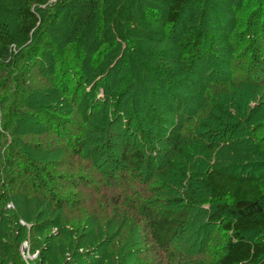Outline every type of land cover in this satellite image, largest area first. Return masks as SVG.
Wrapping results in <instances>:
<instances>
[{
  "label": "rangeland",
  "instance_id": "1",
  "mask_svg": "<svg viewBox=\"0 0 264 264\" xmlns=\"http://www.w3.org/2000/svg\"><path fill=\"white\" fill-rule=\"evenodd\" d=\"M58 1L42 7L46 21L37 41L22 52L14 50L15 63L0 57V194L6 197L0 204V264H215L228 238L221 226H209L207 214L196 210L187 232L167 251L158 248L149 242L138 209L147 203L152 210L175 194L164 195L154 181L145 193L134 183L122 186L129 167L115 164L124 148L140 149L136 135L144 130L150 150L161 158L170 134L193 129L212 87L248 82L259 94L249 65L253 55L264 54V0H188L177 26L166 21V8L157 0H141L134 28L125 26L124 42L108 46L101 34L89 41L56 42L47 14ZM187 31L204 34L197 54L178 47ZM133 54L147 58L148 71H132ZM112 55L117 60L93 83L96 97L81 107L88 89L79 85V76L89 77L96 61ZM260 101L258 96L256 104ZM263 127L257 130L262 139ZM251 131L230 137L231 147L240 144L249 154ZM78 142L80 154L72 150ZM226 149H215L209 165L228 164ZM153 151L145 155L154 156ZM28 161L65 177H56L55 188L65 208L54 211L41 200L42 192L20 187L19 167ZM14 176H19L17 186L9 187Z\"/></svg>",
  "mask_w": 264,
  "mask_h": 264
},
{
  "label": "trees",
  "instance_id": "2",
  "mask_svg": "<svg viewBox=\"0 0 264 264\" xmlns=\"http://www.w3.org/2000/svg\"><path fill=\"white\" fill-rule=\"evenodd\" d=\"M49 1L0 0V57L10 58L15 63L17 56L13 53L14 50L22 52L29 48L46 21L42 7ZM157 1L166 8V21L174 26L179 25L181 13L189 4L188 0ZM141 4V0H59L54 5V13L47 16L50 26L56 27V42L65 45L73 39L89 41L101 34L105 37L103 43L106 46L116 43L119 45L124 42L125 26L134 28ZM152 24L156 25L157 21ZM203 38L204 34L200 31H187L180 38L178 47L185 54H197L203 48ZM262 48L264 50V44ZM134 56L136 59L130 65L132 71H148L151 63L147 58L143 54ZM116 57L117 55L106 56L105 60L96 61L92 75L85 78L82 74L79 76V85L88 89L80 100L81 107H87L93 96L96 97V85L93 83L101 75H105L106 68L117 60ZM119 62L120 60L117 64ZM249 66L253 75L258 77L255 81L259 82L258 95H254V85L248 82L229 85L223 83L212 87L208 106L197 117L193 129L187 135L170 134L166 151L159 153L161 158L157 156L156 150H150V145L147 144L149 133L144 130L136 135L140 149L133 151V148H124L119 163L115 164L116 169H124L123 163L129 167V175L121 180L120 185L134 183L139 193H145L154 181L158 185L157 189L164 195L175 194L172 199H165L164 203L153 206L152 210L147 203H142L138 209L144 214L143 225L148 232L149 242L164 251L187 232L193 212L200 210L207 214L209 226H221L228 234L215 264H264V139L257 135V130L264 126V54L253 55ZM164 67L162 64L156 66ZM20 82L21 87L32 90L29 83L27 85L21 79ZM42 86L47 85L44 83ZM15 90L19 95H24L22 92L25 91ZM31 92L34 96L35 91ZM258 96L261 101L256 104ZM100 102L99 106L104 100ZM105 103L108 104V101L105 100ZM108 121L106 119L99 123L105 126ZM249 129L252 130L247 145L249 154L240 144L231 147L229 140L233 135L248 132ZM77 144L72 150L80 154L82 144ZM219 147L227 148L229 160L221 168L209 165V155ZM149 151H153L155 155H145ZM22 165L23 167H19L20 187L26 191L42 192L41 200L44 197L53 204L54 211L67 206L66 201L57 196L58 190H55L58 185L56 177L65 179L64 176L56 175L41 163L35 165L28 161L26 166ZM119 173L121 175L123 171L120 170ZM17 178L19 176L8 180V186H17ZM137 178L139 181L136 184ZM4 199L5 195L0 194V204Z\"/></svg>",
  "mask_w": 264,
  "mask_h": 264
}]
</instances>
